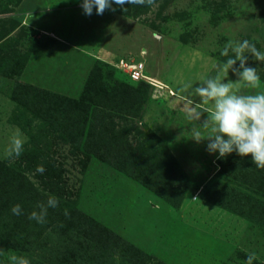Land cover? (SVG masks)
Masks as SVG:
<instances>
[{"label": "rangeland", "instance_id": "rangeland-1", "mask_svg": "<svg viewBox=\"0 0 264 264\" xmlns=\"http://www.w3.org/2000/svg\"><path fill=\"white\" fill-rule=\"evenodd\" d=\"M82 2L0 0V264H264V169L192 139L211 105L183 87L217 75L229 41L264 52V0ZM245 55L261 88L240 94L264 91Z\"/></svg>", "mask_w": 264, "mask_h": 264}, {"label": "clouds", "instance_id": "clouds-1", "mask_svg": "<svg viewBox=\"0 0 264 264\" xmlns=\"http://www.w3.org/2000/svg\"><path fill=\"white\" fill-rule=\"evenodd\" d=\"M121 8L125 4L151 5L153 0H83L82 8L86 15L91 16L93 7L98 15H102L105 10L112 8V3ZM113 11L115 9H112ZM232 55H229V53ZM246 53L253 55L255 60L264 62V52L259 51L254 44L248 40L242 42L229 41L221 51V55L228 57L226 61L218 66L217 75L201 80L199 86L185 84L184 89L191 90V93L200 98L204 105H211L204 111L208 113V118L202 126L209 129L207 135H204L196 128L192 129V139L200 142L207 139V151L210 153H219L218 158L236 152L241 157L251 155V159L257 168L264 169V91L256 94H240V85L249 89H260L261 78L256 67L246 65ZM239 61V67H234ZM238 77L235 82L228 80L229 70ZM201 111L195 108L188 113L189 119L199 120ZM24 140L19 134L11 139V146L7 149L8 157H19L23 152ZM37 172L45 171L42 165L38 166ZM59 201L55 196H49L46 203H39V211H32L29 215L30 220L37 223H46L49 208L58 207ZM13 215H21L23 210L19 204L12 206ZM64 215H70L67 209ZM4 250L0 249V255ZM256 254L251 253L247 256L246 264H253L256 260ZM9 264H29V261L23 257L11 255L8 257Z\"/></svg>", "mask_w": 264, "mask_h": 264}, {"label": "built area", "instance_id": "built-area-1", "mask_svg": "<svg viewBox=\"0 0 264 264\" xmlns=\"http://www.w3.org/2000/svg\"><path fill=\"white\" fill-rule=\"evenodd\" d=\"M124 68V67H123ZM128 70V69H127ZM131 77L135 80L139 79L140 73H136V71L130 70Z\"/></svg>", "mask_w": 264, "mask_h": 264}, {"label": "trees", "instance_id": "trees-1", "mask_svg": "<svg viewBox=\"0 0 264 264\" xmlns=\"http://www.w3.org/2000/svg\"><path fill=\"white\" fill-rule=\"evenodd\" d=\"M140 81H144V80H140Z\"/></svg>", "mask_w": 264, "mask_h": 264}]
</instances>
